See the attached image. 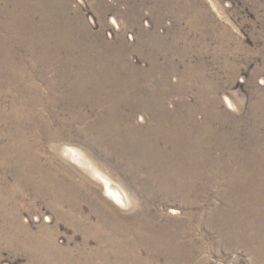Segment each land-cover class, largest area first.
Returning a JSON list of instances; mask_svg holds the SVG:
<instances>
[{"label":"rangeland","instance_id":"obj_1","mask_svg":"<svg viewBox=\"0 0 264 264\" xmlns=\"http://www.w3.org/2000/svg\"><path fill=\"white\" fill-rule=\"evenodd\" d=\"M0 145V264H264V0H0Z\"/></svg>","mask_w":264,"mask_h":264},{"label":"bare ground","instance_id":"obj_2","mask_svg":"<svg viewBox=\"0 0 264 264\" xmlns=\"http://www.w3.org/2000/svg\"><path fill=\"white\" fill-rule=\"evenodd\" d=\"M187 2V1H186ZM190 2V1H189ZM113 22L115 23V25H117L118 27H119V23H118V20L116 19V18H113ZM68 34V33H67ZM88 34V33H87ZM78 41V40H77ZM93 47V46H92ZM91 49H93V48H91ZM94 50V49H93ZM89 53V52H88ZM64 54V53H63ZM162 62V61H161ZM86 68V67H85ZM89 69V68H88ZM87 69V70H88ZM24 71V70H23ZM19 72V71H18ZM85 72H87V71H85ZM92 72V71H91ZM30 84V83H29ZM26 85V84H25ZM22 86V85H21ZM24 86V85H23ZM40 101V100H39ZM230 104H231V106H232V108L234 107V104H233V102L232 101H230ZM29 105V104H28ZM19 107V106H18ZM54 115V114H53ZM59 115V114H58ZM28 116V115H27ZM14 121V120H13ZM119 121V120H118ZM201 130L203 129V126H202V128H200ZM199 130V129H198ZM206 130V129H205ZM208 131V130H207ZM185 132V131H184ZM195 132V131H194ZM6 133V132H5ZM200 133H201V131H200ZM203 133H205V132H203ZM192 134H194L193 132H192ZM202 134V133H201ZM196 135V134H195ZM194 135V136H195ZM26 136V135H25ZM198 136V135H197ZM200 137V136H199ZM203 138H204V135L202 136ZM194 138L195 137H193V140H194ZM205 138H207V137H205ZM198 139H200V138H198ZM20 140V139H19ZM192 140V141H193ZM197 140V139H196ZM18 141V140H17ZM30 141V140H29ZM198 141V140H197ZM200 141V140H199ZM204 141V140H203ZM14 143V142H13ZM21 144V143H20ZM201 145H203V142H195V144H194V146H195V148H197V149H201ZM204 145H206V144H204ZM1 146V145H0ZM183 146V145H182ZM7 147V146H6ZM25 147V146H24ZM12 148H14L16 151H18V152H20V151H23V152H20V153H22V158H23V160L26 162V156H30V149H29V146L26 144V148H19V147H16V146H13ZM186 155V154H185ZM185 160V159H184ZM188 161V160H187ZM191 161V160H190ZM188 163V162H187ZM30 164V163H29ZM25 166H26V164H25ZM174 166V165H173ZM99 175L102 177V179H103V181L105 182V185H106V189H107V192L109 193V195L114 199V200H116L119 204H121V206L123 205V206H127L128 205V200L126 199L127 197H125V195L122 193V191L120 190V188L116 185V184H114L113 182H111V180L108 178V177H106L103 173H100L99 172ZM217 175V174H216ZM31 177V176H30ZM52 177H53V175H52ZM33 179V178H32ZM31 180V179H30ZM52 180V182H55V179H51ZM60 180V179H59ZM58 181V180H57ZM72 182V180H70V181H68L66 184H68V183H71ZM33 183V182H32ZM73 184H75V183H73ZM72 184V185H73ZM59 185H63V183H61L60 182V184ZM65 185V184H64ZM66 186V185H65ZM62 188H64L65 189V187L64 186H61ZM68 187V186H67ZM66 187V188H67ZM69 188H74L73 186H71L70 185V187ZM77 189V188H76ZM64 191V190H63ZM62 193H64V192H62ZM69 196V195H68ZM67 196V197H68ZM72 196V195H71ZM67 197H65V198H67ZM257 198V197H256ZM176 200V199H175ZM73 202V201H72ZM75 204V203H74ZM105 204V203H104ZM72 205V204H71ZM80 205V204H79ZM73 206V205H72ZM76 206V205H75ZM81 206V205H80ZM74 207V206H73ZM72 207V208H73ZM75 209H80V207L79 206H76V207H74ZM95 208V207H94ZM254 208V207H253ZM175 209V208H174ZM81 210V209H80ZM95 211H97V209H95ZM98 212V211H97ZM100 213H101V215H98V216H101L100 217V220H99V224L101 225V224H104L105 226H103V227H105V228H108L107 230L109 231V230H111L112 231V233L111 234H106L103 230V235H102V231L101 232H99V233H95L96 232V230H94V234L95 235H97V236H99V239L100 240H102L101 242L103 243V247L100 249V251L102 252L103 250H105V253H107V254H105L104 252H103V254H102V258H103V260L104 259H106V261H107V259L109 260V261H111V260H114V262H116V261H118L119 260V258L121 259H123V255H122V253H121V251L119 250V249H123V246L124 247H127L128 245V243L131 241V243L132 244H134L137 248H138V246H145V245H151V246H156V247H159V246H162V245H165V246H167V242L165 243V244H162V243H164L162 240H161V238H159L158 236H156V235H153V234H148V233H144V232H142L139 228H134L133 229V227H129L128 228V226H125V224L123 223H120L121 222V218H120V216H117L115 213H113L112 211H111V209H109V207L106 205V206H104V207H102L101 209H100ZM104 213V214H103ZM90 219V216L89 215H85L82 219H80L81 220V223L79 222V224H85L86 226H88L89 224L87 223V222H90V221H88ZM104 220V221H103ZM103 221V222H102ZM132 222V221H131ZM246 225V224H245ZM131 226V225H130ZM6 227H7V225H6ZM89 227H91V226H89ZM94 227V226H93ZM82 228H84V226L82 227ZM81 228V230H83ZM96 228V227H95ZM119 228H125L126 230H128V231H130V232H134V235H136V237H135V240L136 241H132L130 238H126L125 237V240H123V239H120L119 240V238H117V237H115V235L113 234V233H116L117 231H120L119 230ZM91 229V228H90ZM92 229H94V228H92ZM89 230V228H88V231L89 232H92L93 233V230ZM99 230V229H98ZM87 231V232H88ZM110 231V232H111ZM147 231V230H146ZM19 232V231H18ZM148 232H150V231H148ZM253 232H254V230H253ZM87 234H89V233H87ZM110 235H112V236H114V237H111ZM133 235V234H132ZM252 235V234H251ZM31 236V235H30ZM248 239V238H247ZM101 243V244H102ZM188 243V242H187ZM170 246H172L174 249H175V252L172 254V256H175V257H177V255H178V253H179V245H176L175 243H171L170 244ZM178 247V248H177ZM125 249V248H124ZM107 251V252H106ZM127 251V250H126ZM183 251V250H182ZM99 252V251H98ZM97 252V253H98ZM100 252V253H101ZM191 252V251H190ZM128 253V252H127ZM124 254H125V252H124ZM129 254V253H128ZM132 254V253H131ZM190 254V253H189ZM98 256V255H97ZM154 256V255H153ZM178 258V257H177ZM98 259H99V257H98ZM121 259V260H122ZM124 259H126V261L128 262L127 264H144V261H143V259L141 258V257H139V256H137L136 257V255L135 256H132V255H129L127 258H124ZM160 259V258H159ZM181 259L182 260H185V257H182L181 256ZM187 259V258H186ZM120 260V261H121ZM158 260V259H157ZM125 261V260H124ZM125 261V262H126ZM119 262V261H118ZM117 262V263H118ZM122 262V261H121ZM147 262V261H146ZM179 262H181V260H179V261H177V264L179 263Z\"/></svg>","mask_w":264,"mask_h":264}]
</instances>
